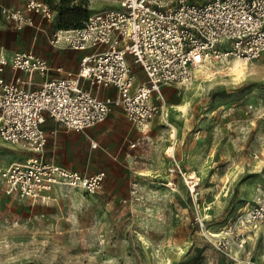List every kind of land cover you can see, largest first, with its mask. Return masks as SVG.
I'll return each mask as SVG.
<instances>
[{"label": "rangeland", "instance_id": "374dc122", "mask_svg": "<svg viewBox=\"0 0 264 264\" xmlns=\"http://www.w3.org/2000/svg\"><path fill=\"white\" fill-rule=\"evenodd\" d=\"M46 2L52 19L40 30L0 19V54L44 55V31L72 29L113 6ZM233 61L212 60L191 84L164 87V113L146 127L117 112L124 137L99 154L75 149L73 157L55 138L73 132L47 125L52 158L84 174L105 171V187L96 195L58 188L48 205H33L8 196L0 178V264H264V227L239 225L264 189V52L240 76L229 72ZM28 155L0 138V167ZM176 163L182 174L171 173ZM232 232L245 234L242 249Z\"/></svg>", "mask_w": 264, "mask_h": 264}, {"label": "built area", "instance_id": "2783aa9c", "mask_svg": "<svg viewBox=\"0 0 264 264\" xmlns=\"http://www.w3.org/2000/svg\"><path fill=\"white\" fill-rule=\"evenodd\" d=\"M80 1L113 6L94 12L79 28L50 35L44 31L50 45L84 53L75 72L49 78L48 62L32 51L0 54V138L31 154L0 167V178L8 196L33 205H48L58 188L96 195L106 183L105 171L83 174L47 160V117L79 133L104 123L119 109L130 123L143 128L163 115L164 87L191 84L212 60L249 63L264 52V0ZM52 14L46 0H29L24 9L0 2V19L17 30H40ZM136 69L145 80L138 78ZM108 88L116 89L117 97L100 99L95 91ZM170 171L182 174L178 163ZM196 186L192 183V195L197 194ZM239 225L264 227V189L256 192ZM244 235L230 234L237 248L244 247Z\"/></svg>", "mask_w": 264, "mask_h": 264}, {"label": "crops", "instance_id": "0c3cea01", "mask_svg": "<svg viewBox=\"0 0 264 264\" xmlns=\"http://www.w3.org/2000/svg\"><path fill=\"white\" fill-rule=\"evenodd\" d=\"M0 2L3 3L4 5L8 6V7L16 8L11 3L12 0H0ZM45 40L48 44V47L45 46L44 55H40V56L42 58H44L50 66L51 72L49 74V78H61V77H64L67 72H75L78 69L80 59L84 53L70 50V49L66 48L64 45L52 46V45H50L46 35H45ZM22 51H24V50H21L18 52H22ZM12 55H7V56L10 57ZM58 69H61V72H58L57 71ZM136 70L141 72L140 69H136ZM9 73H10L9 71H6L7 76L9 75ZM141 77H142V74L139 73V78L141 79ZM36 79H37V81H40V82L43 81V79L41 77H36ZM95 92L97 93V95L100 99H105L107 97H114V98L117 97V91L114 88L100 89V90H96ZM117 112L124 115L121 112V110L114 109L113 112L108 117V119L100 125H97L93 128H90L84 132L78 133V132L72 131L73 133H67L68 135H66V136H63V137L60 136V139L57 138V136H55L57 144L64 146L65 148L62 146L61 147L64 150L67 149V153L72 155L73 157H75L73 154V151L75 149H78V150L81 149V150L85 151L86 153L95 151L96 154H99V152L96 150L100 149L101 148L100 146L104 145V143H106L107 141H110V140H113L116 143V147L119 146L118 145L120 143L119 141H121L122 138L124 137L126 123L121 117H118L116 115ZM52 124L58 125L59 123H56L51 118L47 117L46 122L44 123L45 131H46V126L47 125L51 126ZM46 134H47V132H46ZM51 138H52V136L50 137V141H51ZM92 143L97 144V148H92L91 147ZM133 144H135V143H132L131 145H133ZM89 146H90V149H88ZM135 147H132V148H135ZM51 149H52L51 143L49 142V139H48V144L46 147V158L48 161L54 162L60 166L67 168V169H70L73 171H79V172L83 173L82 171H80L77 168H69V167L63 165L61 163V160L53 159L51 156V152H52ZM86 153H84V154H86ZM30 155L31 154L29 153V155L26 158H28ZM26 158H24V159H26ZM24 159H22V160H24ZM2 168H6V167H2ZM54 193H53V195H54Z\"/></svg>", "mask_w": 264, "mask_h": 264}, {"label": "bare ground", "instance_id": "6f19581e", "mask_svg": "<svg viewBox=\"0 0 264 264\" xmlns=\"http://www.w3.org/2000/svg\"><path fill=\"white\" fill-rule=\"evenodd\" d=\"M231 65V64H229ZM246 63L239 61V60H235L233 61L232 65L229 68V72L235 74L236 76H240L242 74L245 73L246 70ZM220 75V74H219ZM206 81H213V79H211V76H209V78Z\"/></svg>", "mask_w": 264, "mask_h": 264}, {"label": "trees", "instance_id": "16d2710c", "mask_svg": "<svg viewBox=\"0 0 264 264\" xmlns=\"http://www.w3.org/2000/svg\"><path fill=\"white\" fill-rule=\"evenodd\" d=\"M86 20H87V19H86ZM86 20H85V21H86ZM85 21H84V22H85ZM84 22L81 23L80 25H78V26L72 28V29H75V28H79V27H81V26L84 24ZM60 30H71V29H60Z\"/></svg>", "mask_w": 264, "mask_h": 264}]
</instances>
